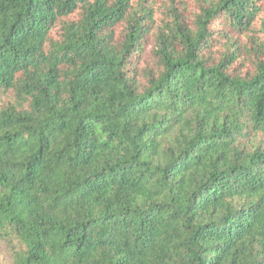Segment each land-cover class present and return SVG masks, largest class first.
Listing matches in <instances>:
<instances>
[{
    "label": "trees",
    "instance_id": "16d2710c",
    "mask_svg": "<svg viewBox=\"0 0 264 264\" xmlns=\"http://www.w3.org/2000/svg\"><path fill=\"white\" fill-rule=\"evenodd\" d=\"M1 243L264 264V0H0Z\"/></svg>",
    "mask_w": 264,
    "mask_h": 264
},
{
    "label": "rangeland",
    "instance_id": "374dc122",
    "mask_svg": "<svg viewBox=\"0 0 264 264\" xmlns=\"http://www.w3.org/2000/svg\"><path fill=\"white\" fill-rule=\"evenodd\" d=\"M7 101V98H5ZM12 262L11 247L7 243L0 244V262L3 264H9Z\"/></svg>",
    "mask_w": 264,
    "mask_h": 264
}]
</instances>
